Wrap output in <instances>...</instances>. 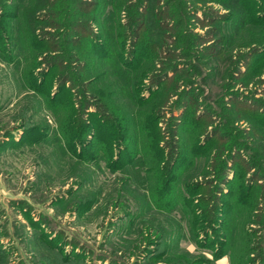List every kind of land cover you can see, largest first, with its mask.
Here are the masks:
<instances>
[{
  "label": "rangeland",
  "instance_id": "1",
  "mask_svg": "<svg viewBox=\"0 0 264 264\" xmlns=\"http://www.w3.org/2000/svg\"><path fill=\"white\" fill-rule=\"evenodd\" d=\"M59 1L0 7V264H264V0L171 3L116 53L102 0L89 36Z\"/></svg>",
  "mask_w": 264,
  "mask_h": 264
},
{
  "label": "trees",
  "instance_id": "2",
  "mask_svg": "<svg viewBox=\"0 0 264 264\" xmlns=\"http://www.w3.org/2000/svg\"><path fill=\"white\" fill-rule=\"evenodd\" d=\"M166 2V7L157 10L155 7L161 2ZM183 1L185 0H102L101 1V5H103V12H102V16H104L106 19L108 18H115L117 21V34L114 36L109 35L108 33H104L102 34V36L104 37L106 35V39L108 42V45L112 48L111 44H110V40L114 39L116 42V46L112 49L113 53H116L117 51H120L121 48L126 49L131 41L129 39L125 38V31H127L126 29L132 30L135 26V24H130V23H139L141 22V25L139 26L140 30L142 29H147L151 24L155 25V26H159L162 25V21L157 22L156 19L154 17H162L165 16L166 18H170L171 17V13L169 14H165L167 7L169 6V4H177L178 9L180 10H176L174 11V13L176 15L180 14V17H184L186 16L185 10H184V6H183ZM219 1H224L222 4H220L222 7H224V9L227 12L226 17H228L229 20H233L234 18H236L238 21L237 24V29H241L243 27H245L244 25H246L247 22H244L245 19H247V16L250 14V8H252V5L255 4L256 2L252 1V0H219ZM6 3V0H0V7L4 6V4ZM89 2H87L86 0H60L59 3L57 4V11L53 12L51 15H57V13L62 14H66V16H71V17H75L74 19L76 20H63L65 22V25L71 29L73 28L74 31H80V32H84L89 36V32L91 31L90 28H93V26H96L97 20L94 19L92 20V18H88L87 22L89 23H85L82 22L81 19H78L77 13L78 12L80 15H85L87 14V11H89V9H93V4H88ZM181 5V6H180ZM127 13V16H121V13ZM106 13H108V15H106ZM2 18H5L4 13L0 14ZM106 15V16H105ZM117 16H119V21L117 20ZM154 16V17H153ZM128 18L129 22L126 25H122L123 22L122 18ZM78 19V20H77ZM76 21V22H74ZM84 21V20H83ZM121 23V24H120ZM99 38H96V40ZM126 39V41H125ZM91 41H93L91 39ZM94 45L97 47V45L94 43ZM101 46V45H99ZM101 52V51H100ZM98 55V53H96ZM118 58V56L116 57ZM115 64H117V66L119 68H121L122 72L121 73L127 82H130L129 86L127 87H131L129 89V92L131 93V99H134V86L136 85V82H133V78L131 75V72L128 70L129 68H132L133 65L130 64H123L120 59L118 58V60H115ZM172 71H176L172 70ZM169 73V72H168ZM165 74L167 75L164 79H161V77L158 78V80L156 81V83L154 85H151L150 87H148L147 91H148V96H144V98L141 100V102H145L149 99V97L151 96V94L156 91L158 89V86L160 84H162L166 79H168L167 77H169V74ZM171 73V72H170ZM60 90H58L56 92L59 93ZM134 104H136L137 106L141 105L140 104V100L139 97L135 98ZM95 111V110H94ZM95 113V112H93ZM90 135V134H89ZM95 134L91 132V137L90 140L86 141V144L88 145L89 142H91L92 139H94ZM155 138H157V135H154ZM210 138L207 137L206 138V142L209 141ZM91 144V143H90ZM254 164V163H251ZM256 167L254 166L253 169H255ZM255 179L253 180H249V187L247 189V192L251 193L252 188H253V184L255 183ZM249 193L247 195V199L249 198ZM244 197V195H243ZM246 200V199H245ZM260 223L262 224L263 219L259 220ZM57 246V245H56ZM54 246V247H56ZM60 249V248H59ZM57 250V256L60 258V261L62 263H71V264H76L77 259L75 260L73 257H70V255H67L66 251H61V250ZM80 262V261H79Z\"/></svg>",
  "mask_w": 264,
  "mask_h": 264
}]
</instances>
